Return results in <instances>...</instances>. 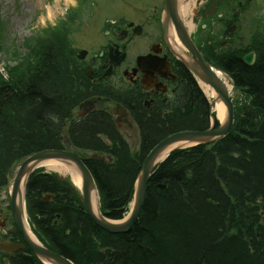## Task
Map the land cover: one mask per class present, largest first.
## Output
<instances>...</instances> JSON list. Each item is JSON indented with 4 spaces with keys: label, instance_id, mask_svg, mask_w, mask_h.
Wrapping results in <instances>:
<instances>
[{
    "label": "trees",
    "instance_id": "16d2710c",
    "mask_svg": "<svg viewBox=\"0 0 264 264\" xmlns=\"http://www.w3.org/2000/svg\"><path fill=\"white\" fill-rule=\"evenodd\" d=\"M73 13L29 41L28 56L16 52V65L0 71V189L26 157L64 147V126L86 95L88 80L65 36ZM3 27L0 21V53L9 56ZM248 52L256 55L252 65L243 61ZM208 56L245 99L236 105L230 135L215 145L173 152L153 175L142 214L127 234L99 228L69 181L35 172L27 185L28 213L49 249L75 264H264V31L245 49ZM185 71L179 105L167 115L145 111L140 118L137 152L102 114L68 126L76 148L112 157L86 160L107 218L119 221L129 212L137 176L158 143L208 129V100ZM100 134L113 144L107 146ZM45 194L54 198L46 202ZM10 264L42 263L26 248Z\"/></svg>",
    "mask_w": 264,
    "mask_h": 264
},
{
    "label": "flooded vegetation",
    "instance_id": "af4514ba",
    "mask_svg": "<svg viewBox=\"0 0 264 264\" xmlns=\"http://www.w3.org/2000/svg\"><path fill=\"white\" fill-rule=\"evenodd\" d=\"M196 1V13L192 18L196 28H199L197 36L199 33L209 31L215 39L207 38V48L205 44L201 45L200 41L195 42L194 35L193 40L206 55L217 53L219 49L216 42L218 33L221 32L219 24L225 23L224 32L228 24L237 25L249 9V5L243 3L249 4L250 0ZM165 2L166 0H136L137 6L134 9L131 8L134 18H128L126 13L128 10L122 9L118 13L119 18L104 20L99 25L95 23L99 27L98 35L88 38V48L82 46L80 48L78 43H75L74 59H77L82 66L88 84L85 90L86 95L75 108L72 118H80L84 112L80 105L87 103L89 108H86V111H89L92 109L90 104L94 103V110L83 118V122L91 116L102 114L107 116L117 132H123L125 128L129 130L138 128L139 120L144 116L145 111L166 115L169 110L176 108L179 85L186 68L175 57L169 43L168 29L165 31L164 28ZM206 13L213 14L211 17H205ZM227 16H230V19ZM80 19L75 18L73 24L77 27L75 40L79 42L80 34H85L86 25L85 21L83 24L79 23ZM169 26L171 24L168 28ZM236 39L243 42L241 37ZM226 41L228 44L235 43V40L230 37ZM110 47H118L122 53L126 54V57L113 70V74L105 78L109 66L108 59H120L117 56L110 57L108 52ZM139 59L142 60L139 62ZM169 68L171 76L166 77L165 75H168L166 71ZM77 122L79 123V120L74 123L77 124ZM101 136L109 139L104 134ZM110 142L112 145L113 141L110 140ZM80 150H83L80 152L83 158L91 157V154H98L105 159L112 158L107 151H92L86 148H80ZM8 236L3 239L9 241Z\"/></svg>",
    "mask_w": 264,
    "mask_h": 264
},
{
    "label": "water",
    "instance_id": "95a60500",
    "mask_svg": "<svg viewBox=\"0 0 264 264\" xmlns=\"http://www.w3.org/2000/svg\"><path fill=\"white\" fill-rule=\"evenodd\" d=\"M176 3L177 0H166L165 11L167 12L168 17L172 19L175 24V30L177 32L179 40L189 52L188 56L189 59H191V62H187L184 59H181V62L199 82L211 86L218 94L219 99L225 104L227 111V120L225 124H221L219 128H215L213 118V125L205 131L180 132L166 138L161 143H159L153 149V151H151L144 164L142 165L135 184V193L131 211L128 216L121 221H113L106 218L105 215L101 212L100 205L98 214L93 211L92 196L95 191L98 195L96 182L89 168L79 157L65 150H45L28 157L19 167L10 185L12 188V217L15 223L16 230H18L22 236L23 243L0 244V250L5 251L8 256H12V252L20 251L27 246L44 264H74L70 259L48 249L36 237V241L31 239L26 230V185L32 173L39 169L41 167L40 165L43 162L48 160H59L72 164L76 168L79 174L78 177L81 180V188H77L80 192L83 202V209L85 210L86 214L99 228L108 233L115 235L127 234L133 229L143 211L147 199L150 179L152 178L155 170L158 169L160 164L165 160H161L162 155L165 153V151L179 143L192 144L191 146L216 144L230 135V132L235 123V106L231 100L230 93L225 87L223 81L218 76L217 72L221 71L207 62L197 49L196 45L193 43L188 30L183 26V23L181 22V19L179 17V13L175 9ZM210 15L206 14V16ZM166 25L167 23L165 22V31L167 30ZM232 31H235V27H233ZM226 34H229V32H226ZM109 51L111 57L114 55L121 56L119 52L114 53L112 48H110ZM121 58H124V55H122ZM109 60L110 67L108 68L106 76L110 74L113 67L119 65L123 61V59ZM254 60L255 55L252 53L244 58V62L248 65H251ZM209 107L211 115H213L211 103ZM176 149L179 148H175L171 152ZM156 188L164 190L166 189V185L159 184L156 186ZM19 195L21 196L20 199ZM50 199H52L51 195H46L44 197V200L46 201H49Z\"/></svg>",
    "mask_w": 264,
    "mask_h": 264
},
{
    "label": "rangeland",
    "instance_id": "374dc122",
    "mask_svg": "<svg viewBox=\"0 0 264 264\" xmlns=\"http://www.w3.org/2000/svg\"><path fill=\"white\" fill-rule=\"evenodd\" d=\"M135 1L136 0H71L72 3H69L67 0H0V21L4 25L2 32L5 38V46L9 49V56L0 53L1 69L6 71L9 67L15 66V59L18 58L17 53H20L22 56H28L31 49L26 48L25 45L30 44L29 41L31 40L35 39L36 41L39 39L40 32L43 33V31L48 29H54L60 22H65L72 11H77V7L80 8L79 13L84 14V16H79V18H81L79 23L83 24L84 21L86 22L84 28L85 34H80V42L76 41L75 33L77 27L72 24L65 36L70 42V46L74 41L78 43L80 48L81 46L83 48H88V38L98 35L99 27L95 25V23L99 25V23H103L104 20L119 18L120 16H118V13L122 9L128 10L126 12L128 18H134L132 9L137 6ZM82 18H84L83 21ZM88 18L90 19L86 21ZM227 18L230 19V16H227ZM204 24L208 23L204 22ZM239 24L241 29L237 34L244 39L243 43L246 42L247 44L252 39L255 31H259L257 29H261L260 26H264V0H253L250 8L244 13L242 20H239ZM198 29L199 28H195V30H193L196 36L195 42L200 41L201 45L205 44V48H207V38H215L211 36L212 33L209 31L199 33L197 36ZM219 29H223V23L219 24ZM221 38V33H218L217 40L220 41ZM94 50H97V48H94ZM30 57L31 59L33 58L32 56ZM2 73L4 72L2 71ZM232 98L236 105L245 104V99L237 89L233 90ZM122 133L125 135L132 150H138L140 144L139 130L136 127L132 130L125 128ZM19 165L20 163L18 166ZM18 166L15 167L12 177L16 174ZM44 171L45 173H56L47 168H44ZM63 176L67 177V175ZM1 211L3 212L1 213ZM4 216H9L10 221H12L9 187L0 190V218ZM12 228L13 224L9 222L7 228L0 230V242L6 232ZM3 260L4 255L0 252V264H3Z\"/></svg>",
    "mask_w": 264,
    "mask_h": 264
},
{
    "label": "bare ground",
    "instance_id": "6f19581e",
    "mask_svg": "<svg viewBox=\"0 0 264 264\" xmlns=\"http://www.w3.org/2000/svg\"><path fill=\"white\" fill-rule=\"evenodd\" d=\"M67 1L69 3H72L71 0H67ZM196 3H197L196 0H177L176 7H175L176 11L179 13V17L181 19V22L183 23V26L189 31L190 34L193 33L194 32L193 30H195L196 28L194 24V20L192 19L193 15H195L196 13V8H197ZM163 20L167 23V26L171 24V26H169L167 30V34H168L169 43L174 53L176 54L178 58L182 60L184 59L187 62L188 61L191 62V59H189L187 51L182 46L179 40V37L175 30L176 28L175 24L173 20L168 17L167 12L164 13ZM217 73H218L219 78L223 81L225 87L227 88V90L229 91L232 97L233 90H234L233 85L230 83L229 79L227 78L225 74L219 71ZM200 87L202 91L204 92V94L206 95L209 102L212 104V112L215 114V119L218 120L221 124H225L227 120V111H226L225 104L219 99L218 94L215 92V90L211 86L205 85L200 82ZM212 122H213V115H211V112L209 110V125H211ZM191 145L192 144H187V143L176 144L173 147L169 148L167 151H165V153L162 155L161 160H164L173 149L175 148L183 149L185 147H190ZM40 166L47 168L50 171L56 172L61 175L72 176L75 185L79 187V189L81 188V180L78 177L79 174L76 168L72 164L65 162V161H59V160H48V161L43 162ZM20 198L21 196L19 195V199ZM92 206H93V211L96 214H98L99 213V200H98V195L96 191L93 193V196H92ZM25 226H26V230L30 238L36 241L35 235L30 228L28 219H27V222H25ZM48 264H51V263H48Z\"/></svg>",
    "mask_w": 264,
    "mask_h": 264
}]
</instances>
